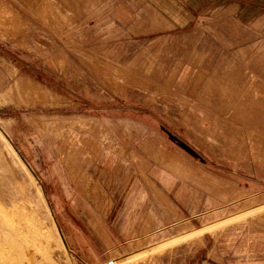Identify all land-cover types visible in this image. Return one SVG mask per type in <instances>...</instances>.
Wrapping results in <instances>:
<instances>
[{"label": "rangeland", "instance_id": "1", "mask_svg": "<svg viewBox=\"0 0 264 264\" xmlns=\"http://www.w3.org/2000/svg\"><path fill=\"white\" fill-rule=\"evenodd\" d=\"M126 1L0 0V245L264 264V0L186 29Z\"/></svg>", "mask_w": 264, "mask_h": 264}, {"label": "crops", "instance_id": "2", "mask_svg": "<svg viewBox=\"0 0 264 264\" xmlns=\"http://www.w3.org/2000/svg\"><path fill=\"white\" fill-rule=\"evenodd\" d=\"M235 0H128L127 8L140 10V14L157 15L170 29H186L209 10Z\"/></svg>", "mask_w": 264, "mask_h": 264}, {"label": "bare ground", "instance_id": "3", "mask_svg": "<svg viewBox=\"0 0 264 264\" xmlns=\"http://www.w3.org/2000/svg\"><path fill=\"white\" fill-rule=\"evenodd\" d=\"M1 9V7H0ZM1 12H0V17L1 16ZM10 16V15H9ZM7 22H5L6 24ZM29 171V170H28ZM31 179V177H30ZM35 182V181H34ZM40 185V184H39ZM34 187V186H33ZM35 193H36V196L39 198V199H42V196H41V192L39 190V188L37 186H35ZM45 199V198H44ZM44 203V202H43ZM46 207V206H45ZM48 212V211H47ZM49 214V213H48ZM48 221H49V225H50V230H51V234H53L52 236L55 237L58 245L60 244L61 245V238H60V235L58 233V230H57V227L54 223V220L53 218L51 217V215L49 216L48 218ZM10 245H6V243H3L0 245V264H23L22 262V258L20 256H16L13 252V250H10ZM62 246V245H61Z\"/></svg>", "mask_w": 264, "mask_h": 264}]
</instances>
